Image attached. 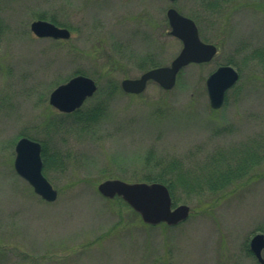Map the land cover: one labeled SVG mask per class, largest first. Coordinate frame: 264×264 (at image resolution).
<instances>
[{"label": "rangeland", "instance_id": "1", "mask_svg": "<svg viewBox=\"0 0 264 264\" xmlns=\"http://www.w3.org/2000/svg\"><path fill=\"white\" fill-rule=\"evenodd\" d=\"M207 1L0 0V264H260L248 241L264 232V159L215 199L213 192L172 198L190 207L175 225L144 223L119 197L97 191L109 177L145 181L155 171L145 161L189 151L197 161L213 150L235 151V161L264 133V67L250 55L264 44V0H230L215 14L206 12ZM170 6L196 15L199 36L215 43L216 53L184 66L168 90L148 81L140 93L122 91V78L152 67L148 58L165 65L180 49L168 33ZM43 12L70 36H35L29 23ZM228 57L239 65L238 80L212 109L205 77ZM77 71L99 89L107 79L118 83L108 115L92 127L68 118L54 131L44 127L60 116L48 103L50 90ZM22 135L55 160L43 171L57 191L53 201L13 168Z\"/></svg>", "mask_w": 264, "mask_h": 264}, {"label": "water", "instance_id": "2", "mask_svg": "<svg viewBox=\"0 0 264 264\" xmlns=\"http://www.w3.org/2000/svg\"><path fill=\"white\" fill-rule=\"evenodd\" d=\"M173 1V0H170ZM169 24L168 33L181 41V47L168 64L157 65L142 71L137 77H124L120 87L128 93L144 90L149 80L156 82L163 89H170L179 70L189 63L209 61L216 53V45L199 37L194 20L180 13L174 7L166 9ZM29 29L37 37L68 38L70 31L46 19H34ZM237 69L230 64H220L205 79L208 103L212 108H219L225 92L238 79ZM96 83L90 76L78 73L66 81L54 86L48 95V102L62 112H70L96 90ZM40 142L27 136H20L14 143L13 168L43 199L52 201L57 191L42 173ZM98 192L108 198L119 196L141 220L148 224L165 222L174 225L186 219L189 206L178 203L172 206V199L167 186L159 181L128 182L121 178H105L97 184ZM264 247V233L255 232L249 239V249L260 263L264 262L261 250Z\"/></svg>", "mask_w": 264, "mask_h": 264}, {"label": "trees", "instance_id": "3", "mask_svg": "<svg viewBox=\"0 0 264 264\" xmlns=\"http://www.w3.org/2000/svg\"><path fill=\"white\" fill-rule=\"evenodd\" d=\"M230 0H209L205 3L206 12L215 14L223 11ZM195 19L198 24L199 21L194 14H188ZM40 18L48 19L56 24V18L53 14L39 13L36 15ZM198 30L202 34L201 26L198 25ZM204 37V36H203ZM206 39V37H204ZM242 49V46L235 48ZM249 54L242 56V62L245 63ZM252 58L256 57L261 67H264V44L260 48H255L251 51ZM151 66L158 65L152 58L149 59ZM226 63L237 65V61L233 57H228ZM141 67L145 68V59L140 62ZM240 69V68H239ZM75 73H81L79 71ZM234 85L232 88H234ZM119 94L118 83L114 80L107 79L103 86L97 88L95 93L87 100L92 99L93 102L90 105H83L74 111L59 113V118L52 120L47 118L44 127L56 130L61 128L63 124L62 118H68L79 124L81 127H92L97 122H100L102 118L108 115V107L110 101H112L115 95ZM252 147L244 149L237 153V160L234 161L235 151L233 154L223 155L221 151H211L210 154L203 157L202 160H196V154L189 151L183 157H175L171 159H157L155 162L145 161L147 166H155L153 175H144L146 181H160L166 184L172 198H178L183 200V197L191 198L199 195H211L213 192L214 199L221 196L222 191L230 184L240 179L246 178L253 167L261 164V160L264 159V133H260L254 136ZM41 156L43 161V171L47 165L55 162L52 156H48L45 146L41 147ZM248 179V178H247ZM177 192H180V197H177ZM126 204L124 201H122Z\"/></svg>", "mask_w": 264, "mask_h": 264}, {"label": "bare ground", "instance_id": "4", "mask_svg": "<svg viewBox=\"0 0 264 264\" xmlns=\"http://www.w3.org/2000/svg\"><path fill=\"white\" fill-rule=\"evenodd\" d=\"M37 19H42V18L38 17ZM166 19H167V18H166ZM193 20H194V19H193ZM167 22H168V21H167ZM168 25H169V24H168ZM207 42H209V41H207ZM152 67H154V66H152ZM209 73H210V72H209ZM209 73H208V74H209ZM208 74H207V75H208ZM207 75H206V77H207ZM206 77H205V79H206ZM86 100H87V99H86ZM86 100H84L83 103H84ZM83 103H82L80 106H82ZM80 106H79V107H80ZM79 107H77V108H79ZM77 108H76V109H77ZM74 110H75V109H74ZM74 110H72V111H74ZM16 140H17V139H16ZM110 178H113V177H110ZM30 186H31V185H30ZM172 200H173V199H172ZM189 212H190V207H189Z\"/></svg>", "mask_w": 264, "mask_h": 264}]
</instances>
